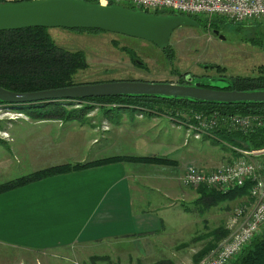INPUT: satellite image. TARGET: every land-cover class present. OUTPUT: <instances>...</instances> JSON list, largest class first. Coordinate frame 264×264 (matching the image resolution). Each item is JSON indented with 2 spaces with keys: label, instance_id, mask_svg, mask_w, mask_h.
I'll use <instances>...</instances> for the list:
<instances>
[{
  "label": "rangeland",
  "instance_id": "374dc122",
  "mask_svg": "<svg viewBox=\"0 0 264 264\" xmlns=\"http://www.w3.org/2000/svg\"><path fill=\"white\" fill-rule=\"evenodd\" d=\"M174 15L182 14L174 12ZM189 18L194 21V26H179L170 35L168 49L171 50V59H167L165 53L152 43L118 34H90L61 28H50L48 32L56 45L70 51L81 50L85 53L88 68L75 77L74 82L78 85L116 81L176 84L183 80L184 75H190L193 82L222 88L231 78L257 76L260 70L264 72V19L257 20L262 21L260 24L230 23L225 26L220 25V29H217L218 27L212 23L215 22L213 20L216 19L215 17L204 19L200 16H190ZM252 41L262 42V45H253ZM137 62L141 65H137ZM217 67L221 71L218 72ZM60 103L67 111L84 106L93 107L84 117L65 120L76 123L67 125L64 122L63 125H59L53 134L54 138L51 139L54 144L45 146V154L51 153L52 149L60 148L65 152L72 151L73 154L66 156L64 160L60 159L69 164L75 157H89L90 153L93 154L101 148L99 145L86 147L85 144L90 136H84V132L80 134L78 130L72 128L87 126L83 129L85 130L90 129V123L96 125L101 123L102 129H106L105 122H101V116L105 114L113 124L117 121H123L125 124L120 136L114 137L113 145L103 156L116 153L132 158L156 156L177 160L181 165L193 163L203 167L205 162L220 163L221 157L230 152V149L218 140L185 138V127L172 125L166 117H155L153 120V117L140 112L142 119H139L137 116L139 111L133 110L134 108L117 107L116 104L102 105L97 102L86 104V101ZM28 117L33 119L31 116ZM23 118L26 117L16 109L0 105V183L11 181L12 177L13 180L23 177L15 176V171L12 174L17 164L12 159L9 149L12 147L10 145L12 121H20ZM68 130L69 132L63 133ZM48 157L58 159L52 155ZM27 162L21 159L19 166H24ZM123 162L128 170L136 173H171L165 170L164 165L143 164L133 160ZM129 162L134 164L131 165ZM262 162L264 163V160ZM62 165L67 164L43 165L35 172ZM21 169L25 171L24 173L30 172L29 174L33 171L30 166ZM169 169L174 171L173 167H168ZM178 186L176 185L178 192L191 190L180 183ZM160 202L161 208L155 212L146 211L147 214L151 213V218L155 220L161 218L166 226L154 241H149L145 235L140 236L144 238L136 241L129 236L116 237L100 242L102 244L75 248L66 252L64 256L55 257L28 253L14 255L12 251L0 247V264H30V258H33L34 264H148L150 260H147L146 256L151 253H158L155 257L156 262L168 259L174 264H195L193 256L208 243H212L211 237H207L208 233L224 222L225 214L230 213L231 206L235 205L234 202L225 200L222 202L224 204L219 205V209L216 207L205 209L201 205H194L193 201L176 200L169 202L172 206L168 210L162 208L167 202L163 197ZM125 234L127 233L115 235ZM14 256L16 258H13Z\"/></svg>",
  "mask_w": 264,
  "mask_h": 264
},
{
  "label": "crops",
  "instance_id": "0c3cea01",
  "mask_svg": "<svg viewBox=\"0 0 264 264\" xmlns=\"http://www.w3.org/2000/svg\"><path fill=\"white\" fill-rule=\"evenodd\" d=\"M137 111H139L137 113L138 118L142 119L141 113L144 112L139 109ZM22 115L26 118L20 121H12L10 144L12 147L9 149L12 159L17 164V168L13 169L12 174L14 171L15 176L19 175V177L29 174L30 172L24 173L25 171L21 169L24 166H30L33 170L31 173H33L43 165L69 164L60 161V159L73 154L72 151L65 152L60 148L58 150L52 149L51 153L45 154V146L54 144L51 139L54 138L55 135L53 134L59 125H63L64 122L67 125H72L76 121H65L64 119L34 120L28 117L29 114L24 113ZM106 115L101 116V122H105L106 129H102L101 123L99 125L90 123V129L86 128L85 130L83 129L87 126L72 128L78 130L80 134L84 132V136H90L85 144L86 147L99 145L101 148L93 153L94 157H92V153L89 154V157L77 156L71 164L125 156L119 153L103 156L105 151H109L113 145L114 137L120 136V131L125 124L123 121H117L113 124ZM146 115L153 117V120L155 117H165L158 113ZM50 125L56 127L53 128ZM67 132L69 130L63 133ZM56 136L58 137L59 133ZM208 138L217 140L214 135L203 136L200 140ZM227 147L230 152L221 157L220 163L205 162L203 167L193 163L181 165L177 160L170 159L176 164L164 165L166 171H171L169 174L132 172L126 168L125 162L119 161L46 177L2 193L0 194V247L12 251L14 255L28 253L30 255L47 254L55 257L64 256L66 252L75 248L102 244L100 242L116 237L129 236L136 241L144 238L140 236L145 235L149 241H154L156 240L155 237H159L166 226L161 218L155 220L151 218V213L147 214L146 211L155 212L161 208L160 200L162 197L167 201L162 205V208L168 210L172 206V203L169 202L176 200L179 202L194 201L198 195L195 190L191 189L190 192L177 191L178 176L190 164L207 172L242 158L244 154L240 151H246L238 145ZM44 154L45 157H43ZM49 155L58 159L52 157L49 159ZM21 159L28 162L24 166H19ZM258 160H264V156L259 157ZM168 167H173L174 171L168 170ZM13 179L14 177H12ZM231 201L235 203L231 209L245 205L249 210L254 205L255 200L245 196ZM221 204L224 203L219 205ZM219 205L215 207L219 209ZM229 214H225V220L221 224L225 228ZM121 233L127 234L115 235ZM157 254L151 253L146 256L147 260H150L148 264L156 262ZM29 261L30 264H34L33 258H30Z\"/></svg>",
  "mask_w": 264,
  "mask_h": 264
},
{
  "label": "trees",
  "instance_id": "16d2710c",
  "mask_svg": "<svg viewBox=\"0 0 264 264\" xmlns=\"http://www.w3.org/2000/svg\"><path fill=\"white\" fill-rule=\"evenodd\" d=\"M95 3L94 0H85ZM2 2V1H0ZM124 7L136 10L131 4ZM167 10H157L152 13L159 16L174 15ZM212 22L217 29L220 25H228L232 22L224 18L215 17ZM264 21V20H263ZM254 21L251 23H259ZM211 25V23H210ZM241 25V24H239ZM260 26V25H259ZM49 28H27L12 31H0V87L17 93L41 92L46 90L70 87L75 84L74 79L79 72L88 68L85 53L81 50L70 51L64 49L54 42ZM74 32L106 33L93 29H76ZM253 45H262V42L252 41ZM169 48V47H168ZM165 49L166 58L171 59V50ZM132 57V56H131ZM218 67L216 68V70ZM221 71L220 69L217 70ZM185 76V75H184ZM184 80L177 84H183ZM202 87L212 88L209 85ZM217 89V88H215ZM223 90H236L240 92L264 91V72L260 70L257 76L234 77L228 81V86ZM86 104L90 102L110 104L117 107L134 108L146 114H161L170 119L177 113L188 111H220L223 113L238 114L242 116H264V103L243 102L233 104L192 102L187 99H169L157 96H122L84 99ZM60 101L28 104L20 108H14L18 113L29 114L34 120L64 119L77 120L84 117L90 106L67 111ZM83 103V102H81ZM1 106H4L0 102ZM212 135L227 146H240L242 150L251 151L264 148V125L250 134H227L214 132ZM135 161L143 164L175 165L176 162L157 157L132 158L129 156H114L93 162L67 164L37 171L21 178L0 183V194L20 188L30 183L39 181L46 177L79 171L85 168L100 166L119 161ZM250 182L245 186L230 190L223 194L205 187H199L194 205H201L205 209L213 208L225 200L231 201L248 196ZM228 235V230L220 225L211 230L207 237H211L212 243H208L195 256L193 261L198 264L217 244ZM153 264H174L172 261L159 260ZM230 264H264V231L257 234L252 241L230 262Z\"/></svg>",
  "mask_w": 264,
  "mask_h": 264
},
{
  "label": "water",
  "instance_id": "95a60500",
  "mask_svg": "<svg viewBox=\"0 0 264 264\" xmlns=\"http://www.w3.org/2000/svg\"><path fill=\"white\" fill-rule=\"evenodd\" d=\"M188 16H159L122 5L101 6L85 0H30L0 2V31L27 28L93 29L152 43L160 50L169 46L172 31L179 26H194ZM218 33V32H216ZM222 38V37H221ZM137 65L141 63L137 62ZM185 85L140 81H116L73 85L41 92L17 93L0 87L3 105H25L55 101H81L89 98L157 96L187 99L192 102L233 104L264 103V91L240 92L225 87H202L185 75ZM217 88V89H215Z\"/></svg>",
  "mask_w": 264,
  "mask_h": 264
},
{
  "label": "built area",
  "instance_id": "2783aa9c",
  "mask_svg": "<svg viewBox=\"0 0 264 264\" xmlns=\"http://www.w3.org/2000/svg\"><path fill=\"white\" fill-rule=\"evenodd\" d=\"M30 0H3L20 2ZM101 6L131 4L136 10L154 12L169 10L185 16L204 19L224 18L235 24L250 23L264 19V0H94ZM172 125L185 127V138L200 140L214 132L227 134H250L264 125V116H242L220 111H188L177 113L169 119ZM186 142V141H185ZM242 158L223 164L214 170L203 171L190 164L178 176L184 187L197 190L205 187L219 193L241 188L250 182L248 196L254 205L236 206L228 215V235L212 249L199 264H230L252 239L264 230V148L240 151ZM248 210V211H246Z\"/></svg>",
  "mask_w": 264,
  "mask_h": 264
},
{
  "label": "flooded vegetation",
  "instance_id": "af4514ba",
  "mask_svg": "<svg viewBox=\"0 0 264 264\" xmlns=\"http://www.w3.org/2000/svg\"><path fill=\"white\" fill-rule=\"evenodd\" d=\"M169 47V46H168ZM167 47V48H168ZM166 48V49H167ZM160 50V49H159ZM162 52H164V50H161ZM165 53V55H166V52H164ZM183 80L185 81V79H184V76H183ZM186 83L184 82L183 83V85H185ZM74 102H79V103H81V102H83V100H81V101H74ZM26 106L28 105V104H25ZM7 106H9V107H12V108H20L21 106H24V105H7Z\"/></svg>",
  "mask_w": 264,
  "mask_h": 264
}]
</instances>
